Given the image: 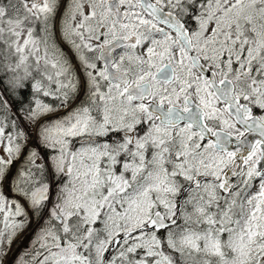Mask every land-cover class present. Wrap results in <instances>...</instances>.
I'll use <instances>...</instances> for the list:
<instances>
[{"label": "snow or ice", "instance_id": "1", "mask_svg": "<svg viewBox=\"0 0 264 264\" xmlns=\"http://www.w3.org/2000/svg\"><path fill=\"white\" fill-rule=\"evenodd\" d=\"M60 7L0 3V264H264V0Z\"/></svg>", "mask_w": 264, "mask_h": 264}, {"label": "rangeland", "instance_id": "2", "mask_svg": "<svg viewBox=\"0 0 264 264\" xmlns=\"http://www.w3.org/2000/svg\"><path fill=\"white\" fill-rule=\"evenodd\" d=\"M75 70H76L77 74L80 73V69L78 67L75 68ZM20 75H23V71L20 72ZM33 76H35L34 72H33ZM26 81L32 82L30 78L28 80H26ZM64 114L65 113L63 111H61V112H58L56 114V116H62ZM56 116H48V117H46V119L52 120V119H55ZM31 144H35V136H34V134H33V139H32ZM22 158L23 157H21V159ZM15 167L16 166L14 165L13 168H12V172L14 171ZM47 175H48V180H52L51 173L49 172V173H47ZM253 191H255V189H253ZM5 192H6V194L8 196H11V192H9L8 189H7V184L5 185ZM21 203H24V202L21 201ZM25 208H27L26 204H25ZM29 216H31V212L30 211H29ZM17 219H22V217L17 218ZM39 226L40 225L34 219L31 220L26 225L24 230L17 236V238L12 243L11 249H10V251H8V255L4 258L3 264H16V261H17L18 257H21V252H24L26 249H29L33 238L36 236V233H37V230H38ZM1 227H2V225H1ZM161 234H162V231H161ZM106 255H107V253H106Z\"/></svg>", "mask_w": 264, "mask_h": 264}, {"label": "trees", "instance_id": "3", "mask_svg": "<svg viewBox=\"0 0 264 264\" xmlns=\"http://www.w3.org/2000/svg\"><path fill=\"white\" fill-rule=\"evenodd\" d=\"M6 1H7V0H0V3L5 4ZM9 75H12V74L10 73ZM0 80H3V81H4L3 84H0V93H4V90H5V88L8 87V85H7V81H6L5 77L3 76V74H0ZM20 92H21L22 95H24V96L27 97L29 100H31V97H32L31 84H29L28 82L25 81V88L21 89ZM36 96L39 98L40 94H39V93H36ZM4 99L7 100V101L9 102V104L11 105V109H12V111H15V109H16V107H17L18 105H17L15 102H13V99H12L11 95L8 94V93H5V94H4ZM40 99L44 100V101L47 102V103H51V104H56V103H57V101L52 100V99H47V98H45V99L40 98ZM6 131H7V129H6ZM15 171H16V167H15L13 173H15ZM45 178L48 180V175H47V173H46V175H45ZM0 227H1V225H0ZM24 252H25V251H24ZM24 252H21V256H22V254H23ZM24 259L27 260L28 257L25 256Z\"/></svg>", "mask_w": 264, "mask_h": 264}, {"label": "flooded vegetation", "instance_id": "4", "mask_svg": "<svg viewBox=\"0 0 264 264\" xmlns=\"http://www.w3.org/2000/svg\"><path fill=\"white\" fill-rule=\"evenodd\" d=\"M7 3H8V0L6 1L5 4H7ZM67 3H68V0H61V7H60V11H61V12H63L64 5L67 4ZM59 19H60V17H59V14H58V15H57V25H59ZM57 40H58V42H59V46H60V48H62L63 51H64L65 53H67L69 59L71 60L72 65H73L75 68H77V67L79 68V66H78V64H77V61H76L75 57L73 56L72 52L69 50L68 46H67L66 44H64L63 41H61V40L59 39V32H57ZM21 71H22V70H21ZM34 74L36 75L35 72H34ZM26 82H28L29 84L32 83V82H29V81H26ZM81 91H82V90H81ZM81 95H83V91L81 92ZM39 98H43V99L47 98V99H50V98H48V97H42V96H39Z\"/></svg>", "mask_w": 264, "mask_h": 264}, {"label": "water", "instance_id": "5", "mask_svg": "<svg viewBox=\"0 0 264 264\" xmlns=\"http://www.w3.org/2000/svg\"><path fill=\"white\" fill-rule=\"evenodd\" d=\"M161 231H163V230H161Z\"/></svg>", "mask_w": 264, "mask_h": 264}, {"label": "bare ground", "instance_id": "6", "mask_svg": "<svg viewBox=\"0 0 264 264\" xmlns=\"http://www.w3.org/2000/svg\"><path fill=\"white\" fill-rule=\"evenodd\" d=\"M32 142V141H31Z\"/></svg>", "mask_w": 264, "mask_h": 264}]
</instances>
